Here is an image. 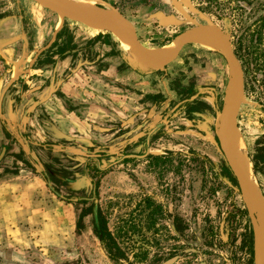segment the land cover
Wrapping results in <instances>:
<instances>
[{"label":"rangeland","instance_id":"1","mask_svg":"<svg viewBox=\"0 0 264 264\" xmlns=\"http://www.w3.org/2000/svg\"><path fill=\"white\" fill-rule=\"evenodd\" d=\"M96 5L120 15L127 9L140 15L133 27L149 48L173 42L196 25L214 24L224 33L243 76L235 130L248 162V177L264 195V179L256 172H261L256 159L264 137V0H97ZM53 34L51 45L40 49ZM118 38L63 18L34 0H0V92L9 82L2 96L13 83L16 88L31 84L35 75H30V68L72 48L81 50L83 63L95 59L96 71L117 58L131 62L133 70L148 72L150 79L145 93L116 85L134 95L126 101L143 105L134 109L127 127L109 119L93 121L98 115L89 105V112L78 114L95 136L106 132L100 134L106 138L104 148L113 149H108L113 155L108 165L101 159V173H94L97 163L88 161L87 171L97 184L94 194L81 177L84 157L78 146L85 148V142L51 137L57 130L40 108L32 126L28 118L23 121L0 111V264H159L173 255L178 258L172 264H253L258 242L215 136L230 78L224 56L188 42L162 69L149 71L123 52V39ZM178 58L183 59L182 69L174 65ZM188 62L198 66L200 75L193 81L186 78L193 70ZM193 83L203 87L201 96L212 105L179 104L185 92L195 90ZM169 85L177 88L176 95L169 92ZM94 104L107 108L108 102L97 99ZM31 114L33 110L27 117ZM115 124L120 129L112 136L108 129L113 131ZM149 130L148 144L134 141ZM184 130L189 134L176 136ZM49 142L61 145L69 161L44 145ZM196 142L210 153L192 148ZM122 153L131 159L122 161ZM54 154L58 162L50 159ZM62 168L70 170L66 176L72 184L53 179L50 184L67 192L72 203L59 199L36 175L54 169L60 175ZM77 211L86 212L79 224ZM94 221L101 235L95 233ZM111 240L123 254L117 263L105 251Z\"/></svg>","mask_w":264,"mask_h":264},{"label":"crops","instance_id":"2","mask_svg":"<svg viewBox=\"0 0 264 264\" xmlns=\"http://www.w3.org/2000/svg\"><path fill=\"white\" fill-rule=\"evenodd\" d=\"M150 9L152 8L148 7V11H151ZM152 11L155 10L153 9ZM121 14L125 16L133 24V26L134 22H136V20L140 17L138 14H131L130 10L128 9L121 10ZM89 35L93 36L92 34ZM54 40L55 34H53L52 37L42 47H40V49L48 48ZM57 40L59 39L57 38ZM67 40L69 39L66 38V40L63 42ZM38 53L39 52L37 51L33 61H36ZM81 55L80 49H68L66 51H61L59 54L51 55V60L49 62L40 63V65L30 68V75H35L33 82L31 84H21L19 88H16V83L11 84L6 94H4L0 100V111H4V113L9 117H12V115L18 116L23 121L28 118L27 120L32 126L33 122L36 121L35 115H39L38 113H35V110L40 108L44 111L47 119L46 121H48V123L57 130L56 133L52 134L51 137H54L55 139L66 140L67 142L76 141V139L82 143L85 142V144L88 142H95L98 146L105 147L107 145L105 142L106 138H103L100 134H106V132H101L95 136L93 131H91L88 127L86 128L88 123H85L83 120H81L80 115L78 114L81 112L83 114L85 112H89V107H95L98 118L93 121L98 122L100 120L109 119L110 121H120V124L124 123V126H121L120 128L127 127V125H129L128 118H130V116L133 114L134 109L138 107L142 108L143 105L140 103L139 106V103L135 104L126 101L127 98L133 100L134 95L130 92V90L117 89L116 85H126L131 89L139 90L145 93V91H148L147 88H149L148 86L150 79L148 72H138L136 69L133 70L131 62H125L123 60H118L117 58H115L112 63H109L106 69H99L96 71L97 69L95 70V64L97 61L95 59L91 61L85 59L86 62L83 63ZM185 60H187V58H185ZM182 62L183 59L178 58L176 62H174V65L180 67ZM189 66L193 67V70L189 75L186 76V78L193 81L194 78H197L196 76L200 75L197 74L198 66H195V64L192 65L190 62H188L187 67ZM179 69H182V67ZM103 80H108L109 83L107 84ZM194 85L195 84L193 83L192 87ZM101 86L104 87L103 89L105 91L101 88ZM89 87L92 88L89 89ZM194 87L195 93L190 96V100L193 101L189 105L184 104V106L194 108L196 106H205L206 104L212 105L210 100H207L201 96V88L203 87L199 85ZM190 90L191 89H188L187 91ZM85 91H89L87 96L83 94ZM101 91H103V94ZM169 92L173 95L178 93L177 88L172 85H169ZM90 94H92V96H90ZM166 94L170 95L169 93ZM142 95L143 93L140 94L138 98H140ZM184 95L186 96L188 93L185 92ZM184 98L183 96L180 98L179 104L184 103ZM97 99H103L104 102H108V104H105L107 108L104 106H95L94 102H96ZM167 99H171V96ZM120 101H123L125 104H119ZM84 102L85 104H83ZM31 110L34 111V114H31L30 117H27ZM135 114L136 113H134V115ZM37 126L40 128V125ZM113 127H115L113 128V131L111 128L108 129L110 135L112 136L113 132H116L120 129L116 124ZM109 132L107 131V133ZM188 132L190 131L184 130V133H179L176 136L180 138L182 134H189ZM35 133L38 134L37 131ZM151 133L152 132L149 130L143 137H141L142 135L138 134L136 137L134 136V141L138 142L141 140L142 143L146 145L148 144ZM194 133L199 134L197 130H194ZM60 135H64L65 138L61 139L56 137ZM180 139H182V137ZM262 140V143L258 144L261 145L262 148L259 149V155L257 156L256 162L258 165L257 167L261 170V172H263L262 174H264V137H262ZM51 144V150H54L55 152H61V145H59L57 142H51ZM44 145L47 146V144ZM137 146L139 145L136 144V147ZM194 147H196V150L199 148L201 153H210L207 150H202L201 146L197 145V142L195 146H192V148ZM78 149H83L80 154L81 156H84L85 148L78 146ZM108 149L113 150L111 148ZM133 155L134 154H130V156ZM53 156H55V154ZM256 172L264 179V176L259 170Z\"/></svg>","mask_w":264,"mask_h":264},{"label":"water","instance_id":"3","mask_svg":"<svg viewBox=\"0 0 264 264\" xmlns=\"http://www.w3.org/2000/svg\"><path fill=\"white\" fill-rule=\"evenodd\" d=\"M34 1L42 4L53 12L62 14L63 18L85 25H93L99 28V30L101 31H106L108 33L114 34L115 36L127 38L131 42L132 49L134 50L135 54L141 58V62L145 65V67L148 68L149 71L162 69L164 65H166L169 61L176 57L179 49L184 44L191 42L192 38L200 31L207 30L214 35V37L221 44L223 50L222 55L226 60L230 79L233 85L229 104L226 108L223 119L220 120V124L216 128L215 136L225 165L230 170L236 181L237 190L239 191L240 197L245 206L247 216L251 224V229L255 236V240H258V242H260L258 257L254 256L253 264H257L258 259H260V264H264V196L257 188L255 183L251 179H248L239 170L232 158L230 151L225 147V142L228 139V136L230 135L231 131L236 128V116L243 91V76L241 67L224 33L214 24H203L190 27L184 30L176 38L177 40L174 49L169 55L165 57H158L151 52L149 47L144 46L138 40L133 25L120 14H117L116 18H105L102 16H98L91 11L80 9L75 6L62 5L55 0ZM8 84L9 82L1 90L0 100ZM248 201L253 202V204L258 209L260 232H258L257 230L254 215L248 208ZM93 217L95 219V210L93 211ZM177 258V255H173L159 264H172ZM200 264L205 263L200 262Z\"/></svg>","mask_w":264,"mask_h":264},{"label":"bare ground","instance_id":"4","mask_svg":"<svg viewBox=\"0 0 264 264\" xmlns=\"http://www.w3.org/2000/svg\"><path fill=\"white\" fill-rule=\"evenodd\" d=\"M55 1L59 2L62 5L75 6V7H78L80 9L91 11V12L97 14L98 16H102L105 18H116L117 17V12L111 7L106 8V9L99 8V6L96 5L97 0H55ZM118 37H119L118 40L120 42L121 37L120 36H118ZM122 39H123V44H124L123 52H125L126 55L130 56L131 59L137 65H139L141 67H145V65L141 62V58L138 57L135 54L134 50L132 49L131 42L125 37H122ZM176 40L177 39H174L173 42H168V43H165L161 46L150 48V50L154 55H156L158 57H165V56L169 55L172 52V50L174 49ZM191 42L197 44L198 46H200L204 49H210V50H214V51H217L220 53H222V51H223L220 42L214 37L213 34H211L207 30H202L199 33H197L192 38ZM228 85L229 86H227L226 89L224 90L225 91L224 106H223L222 111L220 112V115H219L220 116L219 124H220V120H222L224 115H225L226 108L229 104V101H230V98L232 95L233 85H232V81L230 78H229V84ZM219 124H218V126H219ZM232 142H233V144H232ZM225 147L230 151L232 158H233L235 164L237 165V167L239 168V170L248 179H250L248 177V175H249L248 162L245 159V157L242 155L241 137H240V134L237 131V129L235 130V128H234L231 131L230 135L228 136V139L225 142ZM248 208L253 213L257 230H258V232H260V222H259L258 209L253 204V202H251V201H248ZM256 216H257V218H256ZM256 242H258V240H256ZM257 246H258V250L256 252V257H258L260 242H258ZM257 264H260V259L257 260Z\"/></svg>","mask_w":264,"mask_h":264},{"label":"trees","instance_id":"5","mask_svg":"<svg viewBox=\"0 0 264 264\" xmlns=\"http://www.w3.org/2000/svg\"><path fill=\"white\" fill-rule=\"evenodd\" d=\"M195 93V91L191 92L190 94L186 95L185 98H184V103L185 105H189L193 100H190V96L193 95ZM58 138H65L64 135H60V136H56ZM47 146H50V148H52V144L51 143H46ZM40 146H44L43 144H39ZM29 151V148L27 149ZM61 152H64V150L62 149ZM66 154H64V158L69 161V157L68 156H65ZM113 156L111 152L108 151V148H104V147H101V146H98L97 144L95 143H92V142H88L85 146V149H84V158H80V159H83L82 160V174H81V177L85 178L90 184H91V192L92 194L95 193V189H96V181L94 180V176H90L89 173H88V167H87V164H88V161H94L96 162L97 164H95V166L93 167L94 169V173H101L103 171L102 168L99 167V163L101 161L102 158L105 159L106 161V165H108L110 162L109 158ZM119 157L121 158L122 161L126 162V161H129L131 158L128 156V154H119ZM50 159H52L53 161H56L58 162L60 159L56 158V157H51ZM33 162L37 161L35 159H33ZM35 160V161H34ZM71 163V162H70ZM46 167H51L49 166V164L46 165ZM68 169V168H67ZM57 171H60L59 169H54L52 171H49L48 173L46 172H39V173H36V175H39L40 178L44 181V183L48 186V188L50 189V191L55 194L59 199L61 200H64L66 201L67 203H72L74 202V200L69 197V194L67 192H62V190L58 189V187H54L50 184V179H53L55 182H63L64 184L66 185H69L72 184L73 180L67 178L66 174H69L71 173L70 170H65L62 168L61 172H60V175H58ZM79 179V178H77ZM82 197V196H81ZM81 197H79L78 199H81ZM86 212H82L80 213L79 211H77L76 213V217H75V222L76 224L80 222L81 218L83 217V215H85ZM95 225H94V231L96 234H99L98 231H97V223L96 221H94ZM101 235V234H99ZM108 235V234H107ZM106 253L108 254V257H110L114 263H117V261L119 259H121L123 257V254L122 252H120L118 246L116 245V243L111 240V243L108 245L107 249L105 250ZM251 255H253V251L251 250ZM251 262L253 261L252 258L250 260Z\"/></svg>","mask_w":264,"mask_h":264}]
</instances>
